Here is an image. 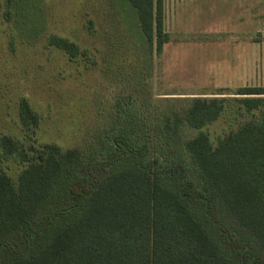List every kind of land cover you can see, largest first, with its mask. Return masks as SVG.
<instances>
[{
	"label": "trees",
	"instance_id": "obj_1",
	"mask_svg": "<svg viewBox=\"0 0 264 264\" xmlns=\"http://www.w3.org/2000/svg\"><path fill=\"white\" fill-rule=\"evenodd\" d=\"M128 1L161 54L164 0ZM47 44L83 53L57 34ZM235 93L153 110L131 101L110 135L78 148L34 141L39 114L22 98L30 143L0 137L23 163L16 177L0 172V264H264V90ZM229 113L250 118L214 144L203 127Z\"/></svg>",
	"mask_w": 264,
	"mask_h": 264
},
{
	"label": "rangeland",
	"instance_id": "obj_2",
	"mask_svg": "<svg viewBox=\"0 0 264 264\" xmlns=\"http://www.w3.org/2000/svg\"><path fill=\"white\" fill-rule=\"evenodd\" d=\"M164 15L169 40L158 54L128 0H0V137L78 148L110 135L131 101L153 110L197 96H241V87L264 90V0H164ZM52 34L83 53L71 60L47 44ZM22 98L40 118L30 136ZM249 118L225 114L203 130L217 144ZM178 147L173 154L186 157ZM22 167L0 148V172L16 177ZM186 167L198 188L187 159Z\"/></svg>",
	"mask_w": 264,
	"mask_h": 264
}]
</instances>
